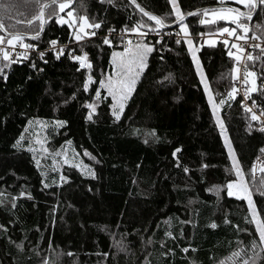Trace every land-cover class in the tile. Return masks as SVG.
I'll use <instances>...</instances> for the list:
<instances>
[{
  "label": "trees",
  "instance_id": "trees-1",
  "mask_svg": "<svg viewBox=\"0 0 264 264\" xmlns=\"http://www.w3.org/2000/svg\"><path fill=\"white\" fill-rule=\"evenodd\" d=\"M177 3L184 15L221 4ZM137 4L174 24L169 0ZM223 4L249 12L233 1ZM38 11V3L0 0L8 34L36 35L38 23L29 26L27 19ZM67 11L73 12L74 27L57 22ZM84 16L102 26L91 29L96 36L76 41L73 33ZM205 18L184 22L195 38L139 41L154 51L119 120L113 115L119 109L100 82L114 72L113 53L125 50L104 44L103 35L131 29L140 20L155 26L130 0H70L64 13L57 8L48 18L38 40H23L34 46L28 57L15 63L0 57V264H231L233 254L257 236L253 208L233 187L247 185L256 217L264 221V195L257 191L264 183V124L251 118L237 92L228 99L236 73L228 46H200L196 38L235 25L230 19L201 24ZM241 22L250 29L248 38L264 39V5L255 18ZM168 30L183 33L180 25ZM52 41L67 46L59 58ZM194 49L213 98L193 61ZM84 53L90 69L72 58ZM250 54L254 59L246 63L257 89L249 92L261 113L264 52ZM218 106L243 181L217 122ZM21 136L25 140L17 146Z\"/></svg>",
  "mask_w": 264,
  "mask_h": 264
},
{
  "label": "snow or ice",
  "instance_id": "snow-or-ice-1",
  "mask_svg": "<svg viewBox=\"0 0 264 264\" xmlns=\"http://www.w3.org/2000/svg\"><path fill=\"white\" fill-rule=\"evenodd\" d=\"M25 3H38L39 4V11L38 14L34 16V19H27V25L31 26L34 22L38 23L39 27L36 29V35L32 36L31 39L38 40L40 36V32L43 30V26L45 23L48 22V18H50L53 13L56 12L57 8L59 12L64 13L65 9L70 6V0L68 3L60 2L57 3V0H49L48 3H40V0H24ZM109 3L112 2V0H108ZM170 4L175 10V20L174 23H178L181 27L182 32L185 34V36L190 35L188 32V25L184 23L185 15L181 12L177 0H169ZM218 2H223V0H218ZM236 3L242 4L244 7L249 9V12H241L239 9H233L230 7L227 8H217V9H204L199 12H189L187 15H200L203 17H208L211 15L212 17H216L218 19H201V24H215L219 20L228 21L229 17L230 23L234 24L235 27L229 28V27H221L216 30L214 33L218 36H224L225 34L227 37H235V40L240 41H247L248 36L247 33L249 32V27L247 23H242L241 18L243 20L247 21L251 19V10L254 9L257 6V3L260 5H264V0H234ZM130 3L135 5L143 17H147V21L154 22L153 26L152 24L140 20L138 21L131 29L126 28L124 31L125 33H135L139 35L140 37H146L149 32H156L159 34V30L163 29L165 27L170 26L166 19L163 17H158L157 15L150 14L148 11H146L144 8L140 7L139 4H137V0H130ZM52 9V12H47L46 9ZM66 17L73 18V12L67 11L65 13ZM80 23L77 25V31L74 32V36L76 41H81L85 38H91L93 36H96V31H87L86 29H100L101 23L96 22L93 20L92 22H89L86 16L80 17ZM58 23H68V20L65 19V16H60ZM17 23H20V21H17ZM73 24H76L75 18L72 19V23L69 24V27H72ZM15 28V25L12 26ZM240 30V34H237V30ZM5 25L2 21H0V31H5ZM111 31H115V29H111ZM25 39L24 34L17 32V31H11L9 32L8 37H5L4 35H0V56H2L3 60L9 61V63H15L17 62L15 59H13L10 56L11 49L16 47L17 43H20L21 47L24 49H31L34 46L32 44L22 43ZM252 39L259 40L260 37L253 36ZM56 41H52L51 44L53 47L56 46ZM104 44L111 45L112 41L105 36L103 39ZM188 43L191 44L192 41L188 40ZM225 46L229 45V39H223L221 41ZM7 45V48L3 47L4 45ZM128 44L131 45L132 41L129 40ZM253 47L259 48L260 45L256 44L253 45ZM231 48L238 49L239 51H244V49L238 45L237 43H232ZM154 51V47L149 46L146 43L137 42L134 47L126 48L124 53H113V64L116 68V76L117 79L113 80L112 76H108L105 81L100 82V87L106 88L108 95L112 96L114 100L122 101L129 98L130 93L134 90L135 83L137 79L139 78V75L142 73L143 69L146 67V61L148 55ZM262 52H264V48L261 49ZM64 53V49L61 48L57 58H59V55H62ZM26 58L27 53L21 54ZM41 57H43L44 53H39ZM229 56H235V54L229 50L228 52ZM75 60L80 62L81 67L91 68L92 65L90 62H88V56L87 53H84L83 55H77L73 57ZM240 56H235V60L237 64L239 65L241 61ZM245 61H252L254 57L251 54H248L246 57L243 58ZM7 67V65H5ZM244 72H243V80L242 83L247 85L248 84V78L250 76H255L254 72H250L248 70L247 63H244ZM237 74L240 73V67L238 66L234 70ZM0 73H2V69H0ZM237 79H240V76L237 75ZM89 83L92 82L91 77H89ZM88 84H85V89L87 90ZM254 90V89H253ZM238 91V89L233 88L232 91L228 94V99H234L235 93ZM249 96V92L245 91L244 97L247 99ZM96 98H100V92H96ZM226 101L224 99L220 100V104H224ZM90 108H92L93 112L95 111V106L89 105ZM117 106L113 105V108L115 109ZM249 112H252L251 108L246 109ZM123 112V103H119V111H113V115L116 117L117 120L120 118V113ZM260 116H264V111L260 113ZM260 116H257L256 113H252V119L253 120H259ZM91 116H89V119ZM260 131H264V128H261ZM25 140L24 136L20 137V140L17 142V146H22V142ZM32 151L33 149H29ZM44 151H47L44 149ZM179 151V150H177ZM264 152V149L261 150ZM230 154L233 155V166L237 168L236 175L240 177L241 181L244 180L243 172L239 168V161L236 159L234 153ZM59 155V153L57 154ZM85 155H89L87 152H85ZM65 163H67V160H65ZM37 166H39V161H37ZM254 171V170H253ZM63 179V177H61ZM47 187V185H45ZM233 187L232 184L228 185V188L231 189ZM257 191L264 195V183L261 184V186L257 189ZM244 192L247 194V199L249 206L253 208V214H252V222H255L256 225V233L257 236L249 241L247 245H245L240 252H236L233 254L234 259L232 260L231 264H258V261L264 259V221H257L255 208L253 206V201L251 199V192L250 189L245 184L244 186ZM231 195V192L229 193ZM216 225L213 224L212 227H215ZM170 235V234H169ZM20 247V245H18ZM187 251V249H185ZM250 253V254H249ZM69 255H71L69 253ZM247 257V258H244Z\"/></svg>",
  "mask_w": 264,
  "mask_h": 264
},
{
  "label": "built area",
  "instance_id": "built-area-1",
  "mask_svg": "<svg viewBox=\"0 0 264 264\" xmlns=\"http://www.w3.org/2000/svg\"><path fill=\"white\" fill-rule=\"evenodd\" d=\"M105 36H107L112 41V43H116L117 45H119L123 49H126L130 46L128 44L129 40H131L132 44H133V43L139 42L140 40H143V39H146L147 41L157 39L159 42H161V41H164L166 38H169V37L175 38L177 41H180L182 39L195 38L193 36L187 37L183 33H179L176 30H173V32H170L168 29L167 30L163 29V30L159 31V34L148 33V35L146 37H140L139 35H137L135 33H131V32L125 33V31L123 29L122 30H115V31L110 30L106 34L103 35V37H105ZM196 38H197L200 46H206L207 40L209 38H214L217 41L216 43H221V41L223 39H226V38L229 39L228 49L231 50L235 54V56H240L242 58L239 65L236 62V68L238 66L240 67V73L239 74L235 73V81H234L235 82V88L238 89L237 94H238V96L241 97L244 106L251 108L252 112L256 113L257 116H260V113L256 109V106H257L256 99L252 96V94L247 89L248 84L245 85L242 83L243 72H244L243 65H244V63L247 62L243 58L246 57L251 52L261 51V49L264 48V39L260 38L259 40H254L252 38H248L247 41L245 42L243 40L237 41V40H235V37L229 38V37H227L226 34L224 36H218V35H210L209 36L208 32H204L201 35L197 36ZM232 43H237L238 45H240L244 49V51H239L238 49L231 48ZM256 44H259L260 47L259 48L253 47V45H256ZM3 47L7 48V45L5 44ZM54 48L56 49L57 52H59L61 48H63L65 51L67 46L64 44H56V46ZM32 51H33L32 49H24L23 47H21L20 43H17L16 47L11 49L10 56L13 59H15L16 61H19L20 58L24 57L21 54L27 53L26 57H28L32 53ZM75 56H77V55L72 54V58ZM0 57L2 58V56H0ZM237 75L240 76V79L236 78ZM245 91L249 92V96L247 99H245V97H244ZM259 121H261L264 124V116H260Z\"/></svg>",
  "mask_w": 264,
  "mask_h": 264
},
{
  "label": "rangeland",
  "instance_id": "rangeland-1",
  "mask_svg": "<svg viewBox=\"0 0 264 264\" xmlns=\"http://www.w3.org/2000/svg\"><path fill=\"white\" fill-rule=\"evenodd\" d=\"M225 1H227V0H223V2H225ZM229 1H233L234 2V0H229ZM223 2H220V3H223ZM240 4V3H239ZM67 9V8H66ZM65 9V10H66ZM252 13V12H251ZM61 16H65V15H61ZM60 18V17H59ZM59 18H58V20H59ZM73 18H75L74 16H73ZM73 18H68V17H66L65 16V19L66 20H68V25L70 24V23H72V19ZM207 19H218V18H216V17H212L211 15H209L208 17H207ZM229 19H231V17H229ZM61 24V23H60ZM75 26V24H73V26L72 27H74ZM75 30L77 31V28L75 27ZM87 31H91V29H86ZM180 30H181V27H180ZM182 31V30H181ZM189 32V31H188ZM216 31H212V32H208L209 33V36L210 35H215L214 33H215ZM190 33V32H189ZM184 34V33H183ZM185 35V34H184ZM191 36V34L190 35H188L187 37H190ZM193 41H195V39H193ZM216 40L214 39V38H209L208 40H207V43H206V45H214V44H216ZM132 47V45H130L128 48H131ZM125 50V49H124ZM117 52H119V53H124V51H117ZM116 52V53H117ZM193 61H194V63H195V65H196V67H197V70H198V72H199V74H200V77H201V81H202V83H203V85H204V87H205V89H206V91H207V93L209 94V97L210 98H213L212 97V94H211V92L209 91V86H208V82H207V78H206V76H205V73H204V71H203V69H202V66H201V64H200V61H199V59H198V56H197V50H195L194 49V51H193ZM116 68H115V66H114V72H113V74H112V78H113V80H115V79H117V76H116ZM248 81L250 82V86H249V83H248V85H247V89L248 90H251V91H254V90H256L257 89V80H256V78L254 77V76H250L249 78H248ZM254 89V90H253ZM236 96V95H235ZM115 101V105L117 106L116 107V109H119V103H123V106H124V104H125V102H126V100H122V101H117V100H114ZM216 107V106H215ZM215 115H216V119H217V122H218V124H219V127H220V129H221V131H222V135H223V138H224V140H225V143H226V145H227V148H228V150H229V152L231 151V153H234V151H233V148H232V145H231V143H230V140H229V137H228V135L226 134V131H225V129H224V125H223V122L221 121V118H220V107L218 106V108H217V111H216V113H215ZM231 155V157L233 158V155L232 154H230ZM233 193H234V195L235 196H237V197H239V198H241V199H246V201H248V199L246 198L247 197V194L244 192V188L242 187V186H240V187H233ZM257 221H259L258 220V218H257Z\"/></svg>",
  "mask_w": 264,
  "mask_h": 264
},
{
  "label": "water",
  "instance_id": "water-1",
  "mask_svg": "<svg viewBox=\"0 0 264 264\" xmlns=\"http://www.w3.org/2000/svg\"><path fill=\"white\" fill-rule=\"evenodd\" d=\"M57 1H59V0H57ZM135 6V5H134ZM136 7V6H135ZM141 7V6H140ZM227 8V7H230V8H233V9H239L241 12H245V13H247L246 11H244L242 8H240V7H238V6H235V5H233V4H223V3H221V4H219V5H217V6H214V7H206V8H201V9H199V10H196V11H194V12H199V11H201V10H204V9H217V8ZM259 7H260V4L259 3H257V6L254 8V10H253V12L252 13H250L251 14V20L253 19V18H255L256 17V15H257V13H258V10H259ZM137 8V7H136ZM138 9V8H137ZM139 10V9H138ZM195 16H198V15H185V20H184V22L185 21H187V20H189V19H191V18H193V17H195ZM48 23V22H47ZM47 23H45L44 24V26H43V30L40 32V36L44 33V31H45V29H46V26H47ZM179 26V24L178 23H174L172 26H170L169 28H166V29H174V28H177ZM2 32V34L5 36V37H8V33L6 32V31H1ZM25 36V35H24ZM31 37L32 36H25V39L26 40H30L31 39Z\"/></svg>",
  "mask_w": 264,
  "mask_h": 264
}]
</instances>
